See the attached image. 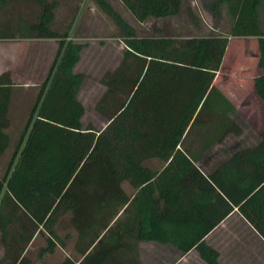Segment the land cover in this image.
Here are the masks:
<instances>
[{
  "label": "trees",
  "instance_id": "trees-1",
  "mask_svg": "<svg viewBox=\"0 0 264 264\" xmlns=\"http://www.w3.org/2000/svg\"><path fill=\"white\" fill-rule=\"evenodd\" d=\"M9 1L0 0V9ZM27 1L40 9L29 33L55 40L57 51L0 182V213L9 198L32 221L36 236L44 237L38 258L65 247L69 235L61 239L55 228L68 216L75 235L73 256L58 264H140L138 246L146 243L171 247L180 255L194 249L205 264H219L202 238L232 212L219 193L229 186L242 193L241 200L233 202L237 213L264 240V131L254 146L221 150L218 162L208 150L230 134L241 135L228 119L211 135L208 153L191 157L182 148L184 134L210 120L215 111L210 99L221 104V113L235 114L212 86L227 37L257 40L260 76L253 93L264 104V29L258 15L264 0H203L213 19L225 5L232 21L228 35L182 40L137 38L104 0H92L121 31L127 51L147 59L129 99L100 132L82 130L80 124L83 107L77 93L84 76L72 70L84 46L68 40L67 33L50 30L55 2ZM118 1L137 23L174 17L182 2ZM7 78V73L0 75V156L8 148L4 130L12 84ZM149 161H156L160 169L148 167ZM205 163L213 166L216 177L202 172ZM122 184H127L129 194ZM0 230L3 235L4 228ZM16 264L31 262L23 256Z\"/></svg>",
  "mask_w": 264,
  "mask_h": 264
},
{
  "label": "rangeland",
  "instance_id": "rangeland-1",
  "mask_svg": "<svg viewBox=\"0 0 264 264\" xmlns=\"http://www.w3.org/2000/svg\"><path fill=\"white\" fill-rule=\"evenodd\" d=\"M46 1L56 3L54 18L49 27L50 30L59 35L67 33L68 40L84 46L79 64H77L74 71L84 76L80 92L78 93L79 102L83 107V116L81 117L80 123L83 129H92L97 132L101 131L105 128L108 119L121 107L120 104L125 99L127 93V90L122 91L121 94L119 90H113L111 93H108V90L112 86L107 85V80L113 77L116 81H113L112 85L117 86V80L121 79V82H123L122 79L125 80V77H129V82L124 83L132 84L139 75L138 70L141 69L142 61L133 59V55L130 57L126 56V58L123 57V53L126 54V48L122 42L121 31L117 28L113 20L104 14L92 0ZM104 1L126 25L132 28L137 38H170L182 40L195 37H226L232 24L225 5L220 7L219 17L213 19L210 13L204 9L203 0H181L180 9L176 16L165 19L149 18L143 23H137L118 0ZM19 2H14L0 12V19H3V23L6 20H11L16 17L26 18L28 22H36L40 14L39 7L33 3L21 4ZM258 15L260 17L259 21L264 29V8L259 9ZM8 31L12 37L16 35L20 37L23 33L20 30H15V28H11V31L9 28ZM227 40V47L222 58L221 67L218 70L220 75H217L214 81L215 86H213L217 89L216 86H221L222 81L225 80L223 81L224 88L227 93L226 96L228 97L226 101L234 108L235 114L229 116L228 114L221 113L222 109L219 107L221 104L217 103V100L211 103L212 99H210L209 103L216 112L214 111L209 121H204L202 124L198 122V124L191 127L182 143V148L184 150L187 149L191 157L198 158L207 148V142L211 140V135L214 134V130L219 128L221 124L225 123L226 125L224 118L228 119L229 122L237 127L241 135L239 138H228L226 140L227 143L224 145L222 144L225 143L223 142L224 140L221 144H214L208 150L215 153V162L221 159V150L223 151L229 146L241 145L248 147L256 145L259 141L260 131H264V122H259L260 116L251 117V115L259 113L261 109L259 106L261 102L252 92L254 79L252 81L249 80V74H252L255 70L254 57L258 54V42L253 38L227 37ZM35 44H39V41L35 42ZM49 44L56 45L50 49L49 58L44 59L48 62L46 64L48 68L46 67V69H49L54 59V52L57 46L56 41H50ZM120 64H124L127 66L126 68L130 69L129 74H127L128 72L126 70L122 71L121 69H117L120 67ZM131 68L134 70L137 69L138 73L134 72L131 74ZM241 74H245L244 77L248 76L245 77L246 80L241 81L243 78ZM45 76L46 74L44 76L43 74H38V70L35 68L33 76L35 81L34 90L25 89L22 93H19L21 102L26 106L25 114L19 122L15 121L13 123L12 135L15 138L11 142V147L8 146L1 157L0 182L6 172L14 146L24 127L28 110L32 107L41 85L42 81L37 79L41 78L42 80ZM17 81L14 85H21L23 80L17 79ZM229 94L232 96L230 97ZM243 102H245V105H242ZM150 168L159 169L160 165L153 161L150 162ZM122 189L127 194L131 191L127 184H122ZM0 216V218H4L0 222V226L8 230L3 233L4 245L7 247V244L10 243H8L9 240L7 239L10 235L11 248L17 246L21 250L23 245H28L26 258L30 260L31 264H58L65 257L72 258V247L75 235L68 224V216L62 217L55 228L57 235L61 239L66 234L69 235V239L65 242V247L63 249L56 248L52 255H44L40 260L37 255L38 250L44 246V237L36 236L37 229L32 221L9 198L4 201ZM14 237L16 238L15 240H13ZM21 238L22 241H20ZM168 251L167 248L158 245L140 244L137 251L139 263L158 264L161 257H169V254H167Z\"/></svg>",
  "mask_w": 264,
  "mask_h": 264
},
{
  "label": "crops",
  "instance_id": "crops-1",
  "mask_svg": "<svg viewBox=\"0 0 264 264\" xmlns=\"http://www.w3.org/2000/svg\"><path fill=\"white\" fill-rule=\"evenodd\" d=\"M18 2L21 4L25 3H30L27 0H10L7 5H5L3 8L0 9V12L8 7L9 5H12L14 2ZM34 4V3H33ZM3 19H0V75L3 73L8 74V80L12 84L11 86V92H10V99L8 102V107H7V112H6V119L8 121V126L4 130V133L7 135L8 138V146L11 147L12 145V140L15 138L13 137V123L15 121L19 122L20 119H22V116L25 114V108L26 106L24 103L21 102V99L19 98V93H22L23 90H34L33 88L35 87L34 85V69L37 68L38 74H47L49 69L48 66L46 65L48 62L49 54H50V49L55 47L54 45L56 44H49L50 41H55V40H46V39H34L33 34L29 33L28 28L34 24L37 23L35 21L28 22L26 18H19L16 17L11 20H6L5 23L2 22ZM5 21V20H4ZM10 28H15V30H20L23 32L21 36L19 37L16 35L15 37H12V35L9 34L8 29ZM18 36V37H17ZM39 41V44H35V42ZM41 43H48V44H41ZM77 44V43H76ZM44 47V48H42ZM57 51V46L55 50V54ZM83 49L79 53V59L82 54ZM126 54H124V58L130 57L132 54H130L127 49H125ZM55 56V55H54ZM134 56V57H133ZM133 59H136L138 61H142V66L140 67L141 69L139 71V75L137 78H135L134 82L132 84H125L124 82H129V77H125V80L122 79L123 82L120 80H117V86H113V81L114 78L112 77L108 81V86H112L108 91V93H111L113 90H119V93L121 94L122 91L127 90L125 99L123 102H126L130 95L131 92L134 89V86L137 84V82L140 80L141 76L144 73L145 67H146V62L147 59L138 57L133 55ZM257 56L258 54L255 55V70L253 71L252 74H249V80H255L257 77L259 78L260 73L258 69L256 68V62H257ZM140 59V60H139ZM40 64V65H39ZM78 62L75 64L73 67V73H75V69ZM37 65V67H36ZM49 65V64H48ZM127 65V64H126ZM40 66V67H39ZM124 64H120V67L117 69H121L122 71L126 70L129 74L130 69L126 68ZM42 68V70H40ZM131 74L137 72V69H132L131 68ZM115 72V71H114ZM116 73V72H115ZM77 74V73H75ZM217 75H220L218 71L214 75V79L212 82V86L214 85V81L217 78ZM222 75V74H221ZM242 79L241 81L246 80L245 74H241ZM40 76V75H39ZM42 77V76H41ZM17 79L23 80L21 85H14V83H17ZM45 78L43 77L42 80L43 82ZM253 80V81H254ZM225 81V80H223ZM222 81L221 86H216V90L224 97V99H227L228 97L226 96L227 93L224 88V82ZM41 82V83H42ZM252 83V82H251ZM116 85V84H115ZM215 86V85H214ZM213 86V87H214ZM215 88V87H214ZM253 88V84H252ZM131 89V91H130ZM80 92V89L78 93ZM253 92V89H252ZM77 93V100L79 101V94ZM231 97L232 95L229 94ZM123 102L120 104V106L123 104ZM80 103V102H79ZM81 104V103H80ZM242 105H245V102H243ZM261 107L259 113H254L255 115L252 116H260L259 122H264V108L262 110V107H264V104H259ZM31 109V108H30ZM28 110V114L29 111ZM120 111V107L115 111V113L108 119L107 124L109 121ZM21 116V117H20ZM28 116V115H27ZM230 116V115H229ZM27 119V118H26ZM257 120V119H256ZM81 121V119H80ZM204 121H209L206 118ZM81 124V123H80ZM106 124V125H107ZM105 125V127H106ZM82 130H91L93 132H97L92 129H83ZM100 132V131H98ZM187 132V131H186ZM186 134V133H185ZM184 134V137H185ZM231 137V134L225 137L224 141L225 143H222L223 145L226 144V140ZM239 138V137H238ZM238 148H245L241 145H235V146H229L228 148L224 149L227 151H231L232 149H238ZM206 153L207 150H204ZM187 152V151H186ZM188 153V152H187ZM209 153H213L210 152ZM18 156V154H17ZM15 157V160H17ZM2 155L0 156L1 160ZM13 162L10 171L13 169L15 161ZM205 160V158H203ZM150 162H147V166L150 167ZM156 162V161H155ZM194 166H199V163H194ZM8 168V165H7ZM6 168V170H7ZM160 169V168H159ZM9 171V172H10ZM214 171V168L212 165L205 163L204 167L202 168V172L206 175L212 173ZM215 177L217 176L216 173H212ZM259 175V174H258ZM219 181V179H218ZM255 186H258L260 182L256 181L255 179ZM214 186V184L212 183ZM217 187V186H216ZM214 186V188L218 191V189ZM224 192H219L220 195L229 202L230 206L232 207V212L227 215L221 222H219L211 231H209L203 238L202 242L209 248H211L214 252H216L217 255V262L219 264H264V240L256 233V231L243 219V217L237 213L236 211V203L241 200L242 193L235 190L233 186L225 187ZM230 194L232 196V201H230L227 198L226 194ZM1 197V195H0ZM215 215L212 214V217ZM8 231L4 229V233ZM10 232V231H9ZM11 236V235H10ZM8 236L7 239L9 240L8 243H11V237ZM33 238V237H32ZM16 238L14 237L13 240ZM4 238L2 235V232L0 230V264H16L18 260H20L21 257L26 256L27 252V246H24L21 251H18L15 247L11 248V244L4 245ZM146 245H150L149 243H146ZM151 245H156V244H151ZM157 246V245H156ZM161 247L167 248V254H169L168 258L166 257H161L158 261V264H205L199 257L198 254L194 249H191L184 255H180L175 249L164 246V245H158ZM165 252V251H164ZM163 252V253H164ZM162 253V254H163ZM165 255V253H164ZM163 255V256H164ZM169 259V260H166ZM40 260V259H39Z\"/></svg>",
  "mask_w": 264,
  "mask_h": 264
},
{
  "label": "water",
  "instance_id": "water-1",
  "mask_svg": "<svg viewBox=\"0 0 264 264\" xmlns=\"http://www.w3.org/2000/svg\"><path fill=\"white\" fill-rule=\"evenodd\" d=\"M18 157V156H17ZM17 159V158H16ZM16 161V160H15ZM12 171V170H11ZM11 171L9 172V175L11 174Z\"/></svg>",
  "mask_w": 264,
  "mask_h": 264
}]
</instances>
